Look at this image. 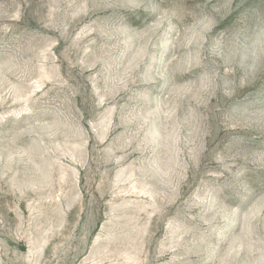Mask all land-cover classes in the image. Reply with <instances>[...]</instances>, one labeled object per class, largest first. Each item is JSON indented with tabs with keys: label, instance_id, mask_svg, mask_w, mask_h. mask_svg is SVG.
<instances>
[{
	"label": "rangeland",
	"instance_id": "374dc122",
	"mask_svg": "<svg viewBox=\"0 0 264 264\" xmlns=\"http://www.w3.org/2000/svg\"><path fill=\"white\" fill-rule=\"evenodd\" d=\"M0 264H264V0H0Z\"/></svg>",
	"mask_w": 264,
	"mask_h": 264
}]
</instances>
